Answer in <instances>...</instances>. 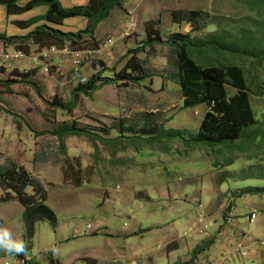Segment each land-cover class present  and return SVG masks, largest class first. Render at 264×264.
I'll list each match as a JSON object with an SVG mask.
<instances>
[{
  "label": "rangeland",
  "instance_id": "1",
  "mask_svg": "<svg viewBox=\"0 0 264 264\" xmlns=\"http://www.w3.org/2000/svg\"><path fill=\"white\" fill-rule=\"evenodd\" d=\"M122 3L125 8H115V13L112 10L109 20H105L113 24L110 16L117 14L119 24L114 27L106 24L109 28L101 30V39L96 38L97 29L94 34L98 46L109 38L113 46L93 63L85 59L83 72L87 80L97 73L106 78L117 73L124 75V67L135 58L132 66H136V59L140 61L136 72L126 73L139 78L136 84L131 81L100 84L95 91L80 93L75 98L74 92L81 83L66 67H55L50 58L49 72L37 73L40 85L34 86V90L30 88L28 99L17 98L22 108L29 107L33 112L25 117L41 116L45 125L39 131H56L63 124H74L97 136L94 146L85 136L58 138L44 134L50 144L45 146L44 161L33 168L29 165L28 169L16 165L18 161L9 151L11 146H0V170L23 168L42 187L44 203L55 216L54 227L37 216L29 235L25 208L11 193L0 189V227L26 242V250L19 256L26 258L28 264H49L50 257L56 264H120L122 253H148L145 252L148 241L158 238L162 242L170 234L182 237L193 222L198 231L201 220L224 221L230 218L231 211H234L232 219L236 217L239 223L245 218L248 221L249 211L257 206L256 202H264L261 191L264 142L249 152L237 150L233 154L220 149L196 150L183 144L198 132L207 107L183 108L175 57L167 44L175 33L202 38L216 29V19L222 26L233 29L229 23L240 24L243 18L253 15L236 0H123ZM189 12H197L199 17L185 22ZM128 19L136 27L130 37L122 38L123 25ZM200 27L204 28L200 31ZM114 36L119 39L115 40ZM159 37L160 41L147 46L149 39ZM5 93L0 94V108L9 107L10 102L16 104ZM250 104L255 117L264 121V97L251 96ZM15 122L23 130L19 132L21 135L6 137L11 141L16 139V144L19 137L33 140L35 128L26 125V118H17ZM155 129L160 131L157 138L151 136ZM66 158L71 160L69 165ZM229 158L231 164L226 165ZM67 172H78V176L75 178ZM246 187L254 188L252 191L257 194H245ZM26 192L31 194L33 190L29 187ZM263 220L264 208L251 229L256 238L264 235ZM242 230L250 232L245 225ZM130 231L134 235L128 240L121 238L120 234L128 235ZM109 233L112 236H107ZM105 243L116 244L118 248ZM238 245L235 251L242 248ZM11 255L16 254L0 250L2 257ZM129 261L133 260L122 264Z\"/></svg>",
  "mask_w": 264,
  "mask_h": 264
},
{
  "label": "trees",
  "instance_id": "2",
  "mask_svg": "<svg viewBox=\"0 0 264 264\" xmlns=\"http://www.w3.org/2000/svg\"><path fill=\"white\" fill-rule=\"evenodd\" d=\"M20 1L22 0H0V5L6 8L8 14L23 13L38 5H44L47 7V12L43 19L55 24H62L65 19L75 17H83L87 20L86 28L75 33H63L43 25L26 37L0 35V41L4 44H14L17 49L24 52H28L29 47L26 44L30 40L38 49L48 46H55L58 49L66 46L80 50L96 49L98 44L95 42L94 34L97 27L109 17L112 10L121 8L123 4V0H89L84 6L64 8L58 0H31L21 7L18 5ZM236 1L241 3L253 17L243 18L240 24L229 23L233 29L222 26L221 21L216 19L214 21L216 29L207 32L200 39L192 38L191 34L175 33L167 41L175 57L176 82L183 108L205 105L208 109L198 132L193 136L190 135L189 140L184 142L196 150L209 148L226 150L231 154L237 150L242 153L260 147L264 142V121L255 117L250 104L251 96L264 97V0ZM194 17L198 18L199 14L189 12L184 21L191 22ZM204 27H200V31ZM160 39V37L156 40L149 39L147 46ZM132 59L124 67V75L117 73L114 77L106 78L100 76L101 73H97L86 84H79L74 92L75 98L80 93L95 91L100 84H119V81H125V84L131 81L136 84L139 78L126 73V71L136 72L137 70L140 61L136 59V66H132ZM0 86V94L6 92L5 94L16 98L14 100L16 108H20L17 96L22 95L28 99L27 93H31L30 88L32 89V84L28 81H0ZM13 86H19L21 89L15 92L12 89ZM26 87L28 90L23 93ZM227 89L232 92L229 93ZM72 101L74 103V98ZM25 109H23L24 118L31 123L29 125L26 122V125L32 126L35 130H43L45 123L41 116L25 117L26 114H33L29 107ZM0 110L5 111L2 106ZM6 113L14 119L21 117L9 111ZM158 132H160L159 129H155L154 135L151 136L157 138ZM37 133L56 135L58 138L85 136L94 146L93 142L97 137L96 134L92 135L88 130L74 124H63L56 131L46 130ZM175 135L177 134L174 133ZM65 161L68 165L71 162L67 158ZM225 163L231 164V158ZM71 174H74L75 178L78 176V172ZM29 187L33 190L31 194L26 192ZM0 189L8 194L11 193V196L25 208L24 219L29 235H32L33 223L37 216L45 218L53 227L55 226V216L44 203L45 192L40 185L33 182L23 168L0 170ZM253 189L246 187L244 193L256 195ZM261 191H264V188ZM195 257L194 253L185 264L193 263ZM49 264H56L51 257Z\"/></svg>",
  "mask_w": 264,
  "mask_h": 264
},
{
  "label": "crops",
  "instance_id": "3",
  "mask_svg": "<svg viewBox=\"0 0 264 264\" xmlns=\"http://www.w3.org/2000/svg\"><path fill=\"white\" fill-rule=\"evenodd\" d=\"M29 1L31 0H22L18 2V5L22 7ZM58 1L64 8L84 6L89 2V0ZM124 8L125 3L122 7V10ZM46 12L47 7L43 5L33 7L23 13L8 14L6 8L0 5V34H5L4 36L6 37H26L31 34L36 28L43 25L55 30H59L63 33H75L79 30L85 29L87 26V20L83 17L68 18L65 19L62 24L50 23L43 20ZM118 17L119 15L117 16V14H113L112 16H110V18L114 22L113 24L108 21L109 18L107 21L101 23L97 28L96 38H102L100 36V32L102 29H108L110 26L114 27L116 24H119L121 20H118ZM106 24H108L109 27ZM114 38L115 40L116 38L119 39L115 36ZM26 46L29 47L28 52H33L35 49H38V47L34 45L31 40L27 42ZM3 49L11 50L16 49V47L14 44H4L2 41H0V51ZM51 59L53 60V65H55V67H66L67 70H69L67 56H65L64 54L61 53L58 55H53L51 56ZM40 71H43V68L39 62L32 61L31 59H26L17 62L9 68L0 67V81H28L30 84H32V90H34V86L38 87L40 85V78L37 76V73H40ZM12 89L16 92V90L21 89V87L13 86ZM10 98L12 101H14V99H12L13 97ZM17 98H21L22 100L25 99V97L18 96ZM8 104L9 107L2 106L6 112L9 111L11 113L18 114L19 116H21L19 118H24V106L23 108L21 106L20 108H16L15 106L11 105V102ZM5 111L0 110V146L7 145L8 148L11 146V149L9 151H11L10 153L14 155L12 158L15 161H18V164L16 165L23 166L25 169H28L29 165H31L33 168L35 165L43 163V154L44 152H46L45 146H50V144H47L46 142L45 135L37 133L40 132V129L34 130L32 131L35 134L33 140H22L19 137L17 139V145L14 142L16 141V139L11 141L6 137V135H21V133L19 132L23 130L20 125H17V123L15 122L16 119H11L12 116L7 114ZM27 141L28 144H26ZM19 149H21V152H18L20 151ZM1 163L3 162L1 161ZM254 202L256 201H253L252 203ZM256 204L258 207L255 206V209L258 210V215L256 214L257 218H255L251 223H249L246 218L242 219L241 223H239V219H237L236 217L232 219L231 217L234 216V211H231L229 213L230 218H226V220L224 221H212L210 219H207V221H209L207 223V233L201 235L197 231L196 223L194 225L193 222L191 226L189 225L190 227H192V230L188 227V232L184 233L182 237H176L174 234H170L163 237L162 242L158 238L153 242L148 241L147 249L145 248V252L148 253L141 252L133 253L130 255H125L124 253H122L120 259L122 258L123 261L119 260L120 264L124 263L125 260H133L129 261L128 264H183L190 260L194 252H200V250L201 252L197 253L195 262L193 264H264V246H261V242H264V235L262 238H256V233L251 230L256 220L258 219L259 213L261 211L263 212L264 208V202L257 201ZM186 222L188 224L190 223V221ZM262 223L264 224V220ZM242 225H248L247 227L249 228L250 232L245 233L242 230ZM98 227L102 228L101 226ZM175 230L176 228L173 229V231ZM104 233L107 234L105 231ZM213 233H215V236L213 235ZM132 235L134 234H132L131 231L128 235L120 234L121 238L125 240H128ZM86 236L87 234L85 233L84 237ZM107 236L112 235L109 233ZM238 244H241L242 248L239 251H235V249L239 246ZM106 245H110L113 249L118 248V246L113 243ZM142 258H144V261H142Z\"/></svg>",
  "mask_w": 264,
  "mask_h": 264
},
{
  "label": "built area",
  "instance_id": "4",
  "mask_svg": "<svg viewBox=\"0 0 264 264\" xmlns=\"http://www.w3.org/2000/svg\"><path fill=\"white\" fill-rule=\"evenodd\" d=\"M131 20H127L123 25L122 30V38H128L132 35L133 29H135V25L130 22ZM130 22V23H129ZM113 40L109 38L107 41L102 43V45L98 46L96 49H86L80 50L77 48L66 46L63 49H58L55 46H48L44 48H40L38 50H34L33 52H24L21 49H11V50H1L0 51V67L1 68H9L20 62L22 60L31 59L32 61L39 62L43 67V71L48 73L50 69V65H48V60L53 55L64 54L67 56L69 71L71 76L75 78L79 83L85 84L88 80L84 75V60L89 59L91 63L101 58L104 52L112 47ZM257 210H252L249 215L248 222L251 223L256 218ZM202 226L198 230V233H204L207 230V223L201 220ZM264 243V242H263ZM0 264H28V260L23 256L11 255L10 257H2L0 256Z\"/></svg>",
  "mask_w": 264,
  "mask_h": 264
},
{
  "label": "clouds",
  "instance_id": "5",
  "mask_svg": "<svg viewBox=\"0 0 264 264\" xmlns=\"http://www.w3.org/2000/svg\"><path fill=\"white\" fill-rule=\"evenodd\" d=\"M26 247L25 241L14 238L9 229L0 227V250L19 256L25 252Z\"/></svg>",
  "mask_w": 264,
  "mask_h": 264
},
{
  "label": "bare ground",
  "instance_id": "6",
  "mask_svg": "<svg viewBox=\"0 0 264 264\" xmlns=\"http://www.w3.org/2000/svg\"><path fill=\"white\" fill-rule=\"evenodd\" d=\"M24 2H25V1H24ZM21 3H22V2H21ZM24 4H25V3H24ZM4 8H5V7H4ZM34 29H35V28H34ZM25 36H26V35H25ZM99 62H100V61H99ZM101 63H102V61H101ZM42 68H43V67H42ZM112 94H113V93H112ZM114 95H115V94H114ZM92 100H93V99H92ZM207 110H208V109H207ZM255 115H256V114H255ZM161 128H162V127H161ZM113 131H116V130H113ZM163 131L165 132V130H163ZM163 131H162V132H163ZM183 140H184V139H183ZM177 141H178V140H177ZM181 141H182V140H181ZM183 144H185V143H183ZM183 144H182V145H183ZM157 145H158V144H157ZM155 146H156V145H155ZM158 146H159V145H158ZM158 146H157V147H158ZM144 147H145V146H144ZM159 147H161V146H159ZM162 147H163V146H162ZM185 147H187V145H186ZM153 148H154V147H153ZM124 149H125V148H124ZM190 149H191V148H190ZM192 149H194V148H192ZM197 150H198V149H197ZM203 150H204V149H203ZM124 151H125V150H124ZM191 151H192V150H191ZM194 151H196V150H194ZM202 152H203V151H202ZM201 154H202V153H201ZM184 157H185V156H184ZM110 163H111V162H110ZM139 164H140V163H139ZM142 164H144V162H143ZM118 165H119V163H118ZM118 165H117V166H118ZM145 165H146V164H145ZM145 165H144V167H145ZM146 166H147V165H146ZM152 166H153V165H152ZM144 167H143V168H144ZM139 168H140V166H139ZM223 178H224V177H223ZM232 191H233V190H232ZM230 193H231V192H230ZM228 195H229V194H228ZM229 196H230V195H229ZM257 207H258V206H257ZM252 210H257V209H255V208H251V210H250L249 212L251 213ZM257 211H258V210H257ZM259 211H260V210H259ZM250 213H249V215H250ZM258 213H259V212H258ZM257 215H258V214H257ZM223 216H224V214H223ZM256 218H257V217H256ZM212 223H213V222H212ZM255 223H256V222H255ZM230 225H231V224H230ZM247 226H248V225H247ZM191 228H192V227H191ZM251 228H252V227H251ZM133 230H135V229H133ZM131 231H132V230H131ZM191 232H192V231H191ZM88 233H89V232H88ZM98 233H99V232H98ZM134 233H135V232H134ZM206 233H207V232H206ZM197 234H198V233H197ZM209 241H210V240H209ZM236 249H237V248H236ZM239 249H240V248H239ZM200 252H201V251H200ZM196 256H197V255H196ZM88 261H90V260H88ZM88 261H87V262H88ZM93 262H94V261H93ZM93 262H92V263H93Z\"/></svg>",
  "mask_w": 264,
  "mask_h": 264
}]
</instances>
